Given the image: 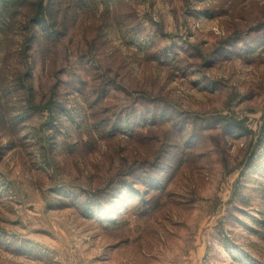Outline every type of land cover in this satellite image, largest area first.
I'll return each instance as SVG.
<instances>
[{
	"label": "rangeland",
	"instance_id": "rangeland-1",
	"mask_svg": "<svg viewBox=\"0 0 264 264\" xmlns=\"http://www.w3.org/2000/svg\"><path fill=\"white\" fill-rule=\"evenodd\" d=\"M39 1L0 9V264H264V0Z\"/></svg>",
	"mask_w": 264,
	"mask_h": 264
},
{
	"label": "trees",
	"instance_id": "trees-1",
	"mask_svg": "<svg viewBox=\"0 0 264 264\" xmlns=\"http://www.w3.org/2000/svg\"><path fill=\"white\" fill-rule=\"evenodd\" d=\"M26 1L28 3L29 0H0V9L3 11V12H7V10H11V9H15L16 11L18 12H21L23 11L25 8H28L27 6L29 4L26 5ZM44 1L45 0H40L39 1V5L40 7H43V4H44ZM65 16L67 14H64ZM60 16V15H59ZM30 17V16H28ZM61 17V16H60ZM44 23V22H43ZM57 32L56 28H53L50 26L49 28V31L46 32L48 34V37H51L53 35V33ZM124 197V194H122V198ZM121 198V199H122ZM124 199V198H123ZM97 214H103V209L102 208H99L97 211H96Z\"/></svg>",
	"mask_w": 264,
	"mask_h": 264
}]
</instances>
